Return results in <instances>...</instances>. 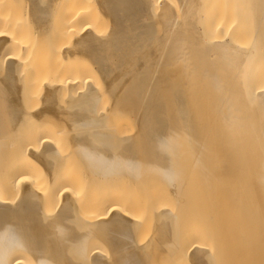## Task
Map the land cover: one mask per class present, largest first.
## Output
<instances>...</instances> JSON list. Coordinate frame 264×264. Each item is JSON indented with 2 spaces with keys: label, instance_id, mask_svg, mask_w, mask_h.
I'll return each mask as SVG.
<instances>
[{
  "label": "bare ground",
  "instance_id": "6f19581e",
  "mask_svg": "<svg viewBox=\"0 0 264 264\" xmlns=\"http://www.w3.org/2000/svg\"><path fill=\"white\" fill-rule=\"evenodd\" d=\"M96 74L140 110L134 135L96 116ZM3 91L0 264H142L158 245L170 264H264V0H0ZM39 94L40 106L23 107ZM49 114L83 124L43 122ZM171 124L204 127L197 171L224 184L199 214L169 206L153 180L141 189L156 170L176 184L168 153L183 137L174 143ZM142 140L144 161L133 152ZM147 227L149 243H136Z\"/></svg>",
  "mask_w": 264,
  "mask_h": 264
},
{
  "label": "rangeland",
  "instance_id": "374dc122",
  "mask_svg": "<svg viewBox=\"0 0 264 264\" xmlns=\"http://www.w3.org/2000/svg\"><path fill=\"white\" fill-rule=\"evenodd\" d=\"M105 29V28H104ZM102 30L101 32H100V34L102 33V35H106L107 33H108V29H105V30ZM138 44L136 45V43H134V44H132V45H130L129 46V50H126V51H128L127 53L128 54H131V53H134L137 49H138ZM157 55V54H156ZM158 56V55H157ZM157 56H155V55H153L152 57H154V58H152V61H154L153 59H155L156 60V57ZM84 58V60H86V62L87 63H90V64H92L93 65V63H91L90 62V60L91 59H89L87 56H84V57H82V59ZM157 59H161V58H159V56H158V58ZM92 61V60H91ZM158 61V60H157ZM155 62V61H154ZM86 63V65H88ZM90 64H89V66H90ZM92 67V66H91ZM93 67H94V65H93ZM92 67V68H93ZM96 68V67H95ZM95 71L93 72V73H95L96 72V69H94ZM93 71V70H92ZM94 79H95V83L93 84V86L95 85V88H99V89H97V91H98V94H99V96H98V99L96 100V105H98V106H95V108H94V110H96V116L98 117L99 115L98 114H102V116L104 117V118H106L105 119V124H109L110 125V127H116V126H119L120 124H121V127L123 128H121V127H119L120 129H122V132L124 131V132H126L125 134L128 136H132V135H134L135 134V132H136V128H137V126H138V124H136V123H138V120H139V114L141 113L140 112V110H139V112H138V110H136L135 109V107H134V105H133V103L131 102V104H129L130 102H129V100L128 99H130V97L127 99L126 97V99L128 100V102H127V100H125L124 99V96H122L121 94H119V96L116 98V101H115V97H116V95H115V93H114V91L112 92V91H110V92H106V91H108V90H105L106 88H105V85H104V82H103V80L102 79H100V77L96 74V75H94ZM98 85V86H97ZM97 86V87H96ZM4 92H6V91H3V92H1L0 93V117L1 118H3L4 117V115H6V113H4L3 112V110H4V108L3 107H5V104H4V99H5V95L7 94V92H6V94L4 95V94H2V93H4ZM128 92V91H127ZM114 94V95H113ZM128 94H130V93H128ZM131 95V94H130ZM133 95V94H132ZM131 95V97L133 98V96ZM42 96H44V94L42 95H36V96H34V97H31L32 99H25V97H23L25 100V104H23V105H25V106H23L24 108H27V106L29 107L30 105H35V104H38L39 106H40V102H41V99H42ZM65 96H66V94L65 93H58V94H56L55 96H54V99H55V102H58V103H60V104H63L64 105V103H65ZM135 96V95H134ZM136 98V97H135ZM40 99V100H39ZM124 100V101H123ZM27 101V102H26ZM133 101H135V99L133 100ZM29 102V103H28ZM34 102V103H33ZM99 103V104H98ZM134 104H136V103H134ZM137 105V104H136ZM39 106H36V107H39ZM2 107V108H1ZM30 107H32V106H30ZM29 107V108H30ZM81 108H83L82 109V111L81 110H79V109H81ZM78 110L79 111H81L82 113H79V115L78 116H80V118H82L83 119V117H85L86 115H84L85 114V110H84V107H80V108H78ZM78 110H75V111H77L78 112ZM85 111V112H84ZM71 112H73V111H70V114H71ZM75 113L73 112L72 114H74V116H75ZM84 113V114H83ZM87 113V112H86ZM94 112L93 111H90V113H87L88 114V116H90V118L91 117H93V116H91V114H93ZM80 114H83L84 116H82V115H80ZM90 114V115H89ZM77 115H76V117H77ZM94 115V114H93ZM122 115L124 116V121H125V123H123V119H122ZM50 116V117H49ZM68 116H69V114H68ZM82 116V117H81ZM56 117V118H55ZM64 116L62 115V114H56V116H52L51 117V115L49 114V115H45L44 116V118L45 119H47V120H43V122H45V121H50V120H52L51 122H52V124H75V121H76V124H79V123H81V124H83V122H77V118H75L76 120L74 121V123L73 122H69V120H71L70 119V116H69V120H64V119H67V117L66 118H64V119H62ZM71 117H72V115H71ZM99 117H101V116H99ZM139 117V118H138ZM78 119V120H81V121H83L82 119ZM89 118V117H88ZM22 119L25 121V123H26V121H27V123L26 124H34V122L35 121H31V120H29L28 119V117L25 115V113H24V117H22ZM62 119V120H61ZM74 119V118H73ZM135 119H138V120H135ZM23 120H21V122H20V124H24V121ZM90 119H88V122H90L89 121ZM68 123H67V122ZM6 120H2V121H0V124H6ZM85 122H87V120L85 121ZM84 122V123H85ZM88 122L86 123V124H88ZM92 122V121H91ZM35 124H37V122H35ZM39 124H44V123H39ZM117 124V125H116ZM171 125H174L175 126V136H174V138L172 139V140H174V143H180V140H182V137H183V141H181V142H183V144H186V145H184L185 147H183L181 144H178V146L176 145V144H174V146L176 145L178 148L179 147H181L182 149L183 148H185L186 149V147L188 148V150H190L189 152H192V153H189L188 152V150L186 149V151H185V149H183V151H184V153L183 154H189L190 155V158H188V155H186L185 154V156L187 157V162H189L190 161V159H191V164H194V166H192V165H190V163H187L186 161H183V160H185V156H183L182 157V155H180V148H179V151L180 152H178L177 151V147L175 146V147H173L171 150H170V152L168 153V155L169 154H171V155H173V158H174V162H173V164H174V167H175V169H174V172H175V174H174V178H175V181H176V184L175 185H167V187H166V185L165 184H163L162 183V181L159 179V175L162 173V171L161 170H156V172L154 173V172H151V174L149 175V176H147L146 178V184H147V182L149 181V180H151V181H149L148 182V184L150 183V187L153 185V183H157V184H155V185H153L152 187L154 188V186H156V185H158V184H160V186H163L164 187V191H162V189H163V187H162V189L161 188H159V189H157V192H159V194L160 195H162V197L164 196V195H168V196H166L167 198H165V196L163 197L164 199H167V204L169 205V206H173V205H176V206H179L180 205V207L182 206V205H186V203H188L189 204V202H190V204H191V206L192 207H194V209H197V208H199L202 204H203V199L205 198L206 199V197H212V196H214V193L216 192V190H218V188H220L222 185H224L223 184V181H222V179H220L219 177H216V175H214V174H209V175H204L203 176V174H199V172L197 171L198 169V163H199V160H200V158H199V152L197 151L198 150V146H199V138H196V137H199V131L200 130H203V128L204 127H201V125H199V124H182V126H181V124H171ZM199 126H200V128H199ZM191 128H194V129H192V130H198L197 132H195V133H197V135L195 134H193L192 135V133H190L189 134V131H191ZM127 131L129 132V134L127 133ZM121 132V133H122ZM178 132H180L179 133V135L181 134L182 135V137H181V135L180 136H178L177 137V135H178ZM120 133V134H121ZM124 134V135H125ZM122 135V134H121ZM65 136V135H64ZM191 136V137H190ZM66 137H67V139H66ZM65 138L64 137H61V141L59 142V144H57V145H60V146H58L57 148H58V151H60L61 149L65 152V151H68L67 149H68V147L70 146V144L68 143V135L66 136ZM181 138V139H176V138ZM189 137L191 138V139H189ZM192 137H195V138H192ZM64 139V140H63ZM198 141H196V140ZM68 140V141H67ZM144 140V139H143ZM143 140L141 141L142 143H139L140 142V140H139V142H135V144L136 143H138L137 145L138 146H140V147H137V145H135V147H133V152H134V154L136 155L137 154V152H138V149H141L139 152H138V157H139V159H140V156H141V159H143V161H144V158H142V157H144L143 156V154H141V155H139V153H142L141 151H143L144 152V155H146V157H147V155L149 154V153H145V152H148V150H147V146H148V144H146V142L144 141V146H145V148L146 149H144V150H147V151H144L143 150V148H142V145L141 144H143ZM176 140V141H175ZM192 140H194V141H192ZM186 143H185V142ZM189 141H191V143L189 142ZM62 142V143H61ZM66 142V143H65ZM192 142H195L194 144L196 145V146H192L191 147V145H192ZM66 145H65V144ZM187 143H189L188 145H187ZM197 143V144H196ZM61 144H62V146H61ZM191 144V145H190ZM181 145V146H180ZM196 147H197V150H196ZM70 148V147H69ZM135 148H138V149H135ZM175 148V149H174ZM192 148V149H191ZM62 150H61V152H62ZM176 150V151H175ZM177 152V153H176ZM176 153V154H175ZM182 157H180L179 155ZM136 157H137V155H136ZM137 157V158H138ZM145 157V158H146ZM180 159H178V158ZM192 158H194V159H192ZM140 159V160H141ZM182 159V160H181ZM72 160H73V162H72ZM139 160V161H140ZM178 160V161H177ZM75 161V162H74ZM179 161H183V162H185L184 163V165L182 166V163H180ZM196 163H195V162ZM69 163H71V167L69 168L70 170H71V174L72 173H78L79 171H80V168H81V170H82V162H80V164H79V161H77L76 159H70L69 161H68ZM192 162H194V163H192ZM76 163H78L77 165H76ZM76 166H75V165ZM178 164H181V165H178ZM190 165V166H188V168L190 167L191 169H192V171H194L195 169L194 168H196V172H194V173H192V172H190V168H189V171H187L188 169H187V165ZM40 165V164H39ZM73 165V166H72ZM79 165H80V168H79ZM75 166V167H74ZM181 168H180V167ZM76 167H78L77 169H76ZM183 168V169H182ZM79 169V170H78ZM180 169H182V170H180ZM73 171V172H72ZM81 172V171H80ZM159 174V175H158ZM192 174H194V175H192ZM155 175H156V177H155ZM198 175V176H197ZM154 176V177H153ZM209 176V177H208ZM158 177V178H157ZM208 177V178H207ZM199 178V179H198ZM149 179V180H148ZM157 179H159V180H157ZM220 179V180H219ZM154 182H153V181ZM215 180V181H214ZM205 181V182H204ZM218 181V182H217ZM153 182V183H152ZM207 182V183H206ZM209 182H210V184H209ZM152 183V184H151ZM204 183V184H203ZM206 183V184H205ZM146 184H144V186H143V188H141L142 190L143 189H148V184L146 185ZM221 184V185H220ZM208 185H210V187L208 186ZM148 186V187H147ZM168 186H169V189H168ZM218 186V187H217ZM175 187V188H174ZM198 187V188H197ZM205 187V188H204ZM214 187V188H213ZM152 188V189H153ZM157 188V187H156ZM155 188V189H156ZM171 188H173L170 192H169V190L171 189ZM168 190L167 191V193L165 192L166 190ZM204 189H206V190H204ZM139 190V191H138ZM137 191V193H136V189H135V191L133 192V194H136V195H138V193L140 192V188L138 189ZM150 190V189H149ZM149 190H146V191H148L149 192ZM161 190V191H160ZM188 190H189V192H188ZM198 191V192H197ZM204 191V192H203ZM147 192V193H148ZM194 192V193H193ZM141 193L144 195V191H141ZM141 193H139V196H140V194ZM162 193V194H161ZM165 193V194H164ZM196 194V195H195ZM204 194V195H203ZM189 195V196H188ZM177 196V197H176ZM179 197V198H178ZM180 197H181V199H180ZM183 197V198H182ZM187 197H188V200H187ZM189 197H190V199H189ZM179 199V200H178ZM183 199V202L181 201ZM202 199V200H201ZM185 200V201H184ZM182 202V204H181V202ZM213 201V200H212ZM211 201V202H212ZM176 202V203H175ZM180 204H179V203ZM185 202V203H184ZM177 203H178V205H177ZM184 203V204H183ZM202 203V204H201ZM189 204V205H190ZM199 206V207H198ZM197 211V214H199V210L197 209L196 210ZM189 224V226H191V227H194V226H196L195 228H200L201 227V225H203V222L198 218V219H195V220H191L190 222H188ZM147 224H149V223H147ZM191 224V225H190ZM182 225H185V223H182ZM194 225V226H193ZM148 226H150V224L148 225ZM145 227H146V225H145ZM144 226H143V228H145ZM143 228H141V230L140 231H142V232H138L137 234H136V238L138 239L139 237H140V240L139 241H137L136 240V238H135V240H136V243H139L140 241H141V243H139V244H147V243H149L148 241H150L149 239H151L153 236V233H152V228L150 227V229H149V227H147L146 228V230L145 229H143ZM183 232V231H182ZM150 233V234H149ZM139 234V236H137ZM145 240V241H144ZM146 240H147V242H146ZM96 242V244H98L99 242H100V240H98V241H95ZM144 242V243H143ZM99 245H103V243H99ZM157 247V246H156ZM159 248H162V246H160V245H158V249ZM154 249H157V248H154ZM157 249V250H158ZM164 249V248H163ZM163 249H159L158 251L157 250H154V251H152V253L150 254L151 256H147V258H146V261H143V262H141L142 264H170V260L167 258V256L165 255V257H164V254H166V253H164V251H162ZM158 254V255H157ZM163 254V255H162ZM162 255V256H161ZM155 256V257H154ZM152 257V258H151ZM145 258H144V260H145ZM167 258V259H166ZM151 259V260H150ZM163 259V260H162ZM148 260H149V262H148ZM151 261V262H150ZM163 262V263H162ZM195 264H197V263H195ZM243 264H245V263H243Z\"/></svg>",
  "mask_w": 264,
  "mask_h": 264
}]
</instances>
